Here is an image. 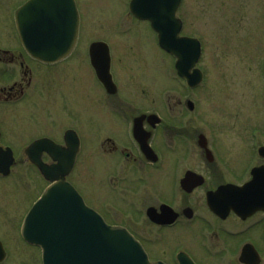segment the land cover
Listing matches in <instances>:
<instances>
[{
	"label": "flooded vegetation",
	"instance_id": "obj_1",
	"mask_svg": "<svg viewBox=\"0 0 264 264\" xmlns=\"http://www.w3.org/2000/svg\"><path fill=\"white\" fill-rule=\"evenodd\" d=\"M28 1L9 0L10 17L4 22L0 12V264H6L11 256V249L4 236L12 234H17L18 243L21 241L29 249H35L38 252L39 264H42L40 249L26 243L21 230L30 208L49 186L57 182L51 179L57 165L56 145H65L66 131V129L61 131L59 139L52 134L54 130L51 132V128L54 127L52 125L54 110L51 111L50 106L48 109L50 95L48 89L47 91L44 89V82H50L51 79L45 74L50 75L58 68H63L62 64L72 58L85 57L86 63L89 64L91 43L108 42L105 38L90 42L82 41L85 12L83 3L74 0L80 28L73 49L59 62L47 63L34 58L25 49L16 27V14ZM59 1L61 4L72 5L70 0ZM5 3L6 0H0V11H8ZM41 10L43 9L39 7L38 11ZM54 14L63 15L64 12L55 11ZM128 19L147 23L136 20L131 14ZM94 76L98 81L96 74ZM114 80L116 82L115 78ZM98 85L101 90L99 102L103 101V104L111 106L114 113L112 125L118 133V136L108 135V127H101L103 130L99 135L98 148L117 156L113 171L105 181L109 192L113 194V199L118 198L121 202L115 204V200L114 202L105 200L101 208L89 203L85 192L71 178L76 171L78 157L75 168L66 176V180L77 188L86 203L106 219L109 216L122 218L124 213L128 222L116 224L126 226L141 241L154 262L264 264V140L261 139L263 130L259 127L256 136H251L252 152L243 168L218 163L213 151V155L208 159L205 149L198 145L201 150H198L197 154L204 156L207 161L204 163L205 166L202 165L205 169L203 172L197 168L199 164L192 165L191 162L197 154L193 146H188L184 154L177 156L174 161L171 186L169 187L168 181H160L158 183H163L164 186L159 188L156 183L157 174L166 165V154L156 143L160 136L157 137V134L161 133L163 143L167 138V129L174 123L169 124L161 117L162 121L154 124L149 121L148 116L142 118L147 112L137 114L135 110L130 109L132 104L129 100L114 99L120 90L118 84L116 94H109L99 81ZM65 100L69 105L67 98ZM13 108L24 111L25 116L9 129L5 126L4 120L9 118L8 115H11L9 111ZM34 112L35 114H32ZM139 118H142L141 129L149 133L148 142L155 151L153 157L145 155L140 141L134 136L135 121ZM26 122L29 123L30 128L27 132L29 134L23 135L19 128L24 129ZM122 126L124 136L121 134ZM74 128L79 134L77 128ZM80 139L81 152L83 141ZM39 140L44 141L29 150L30 146ZM177 146L170 147L167 144L165 149L180 152L181 149ZM29 152L34 154L37 163L31 160ZM219 165L223 168L220 169ZM128 167L133 170V176L131 174L130 178L126 174ZM255 168L256 175L253 173ZM44 169H47L50 177L46 175ZM223 171H226V174ZM254 177V187L244 193L237 189L253 181ZM223 186L227 188L215 198L220 207L216 211L209 197ZM30 195L32 199L23 210ZM111 209H114V212ZM141 227L151 228L152 233H145ZM170 231H174L173 235L175 233L178 235L177 232L182 231V236L175 237V241L179 243L172 251H168L169 243H164L165 234Z\"/></svg>",
	"mask_w": 264,
	"mask_h": 264
},
{
	"label": "rangeland",
	"instance_id": "obj_2",
	"mask_svg": "<svg viewBox=\"0 0 264 264\" xmlns=\"http://www.w3.org/2000/svg\"><path fill=\"white\" fill-rule=\"evenodd\" d=\"M80 2L85 12L82 41L105 38L110 46L112 72L120 89L114 99L129 100L130 109L137 114L152 111L169 124L174 123L167 129L163 143L161 133L157 134L160 136L156 143L166 154V165L157 174V180L155 178L157 187L163 188L160 181H168L171 186L174 161L184 154L185 148L193 146L196 154L201 150L197 144L201 134L208 140V148L216 154L218 163L243 168L251 156L252 133L259 127L264 132V0H183L178 12L184 21L183 33L203 43L198 67L205 77L195 89L189 88L177 75L175 58L159 47L157 36L149 25L127 20L128 0ZM10 5L6 0L8 11H0L3 22L10 17ZM62 67L50 75L45 74L51 79L44 82V89H48L50 95L48 109L50 106L51 111L54 110L51 132L54 130L52 134L59 139L66 128L76 127L79 131L83 150L71 178L85 192L89 203L97 208H101L105 200L120 203L118 198L113 199L105 181L113 171L117 156L98 148L101 127H108V135L118 136L112 125V108L99 102L101 90L85 57L72 58ZM187 100L195 104L192 111L186 105ZM24 113L17 108L10 110L11 115L4 120L5 126L12 129L13 124L23 119ZM25 126L19 128L23 135L29 134V123ZM121 134L124 136L123 126ZM261 139L264 140V134ZM167 144L170 147L178 145L180 152L165 149ZM206 162L204 156L197 154L191 163L199 164L197 168L204 172L202 165ZM126 174L130 178L133 170L128 167ZM107 219L113 223L128 222L124 213L122 218L109 216ZM141 229L152 233L151 228ZM177 233L165 234L164 243L170 245L168 251L179 243L175 237L182 236V231ZM4 237L11 249L6 264H39L38 252L21 241L18 243L17 234Z\"/></svg>",
	"mask_w": 264,
	"mask_h": 264
},
{
	"label": "water",
	"instance_id": "obj_3",
	"mask_svg": "<svg viewBox=\"0 0 264 264\" xmlns=\"http://www.w3.org/2000/svg\"><path fill=\"white\" fill-rule=\"evenodd\" d=\"M38 1L32 0L28 6H35ZM181 1L133 0L131 9L139 18L151 21L159 34L160 45L177 57L176 68L179 75L186 77L189 85L195 87L203 79L201 70L195 68L201 57L202 47L198 39L180 37L182 22L176 17V12ZM34 20L33 15L28 20L22 12L18 14V29L28 50L47 61L62 58V54L67 53L70 48L57 50L61 54L55 57L52 52H44L37 47L35 34L38 29ZM70 28L76 33V25L56 26V34H61V39L56 38L57 43L65 41ZM99 47L100 45H93L94 52H98ZM100 57L93 55L94 66L105 86L113 89L109 53L106 51ZM188 105L193 109L191 101ZM150 118H155V115ZM137 132L136 129V135ZM68 135L71 133L68 132ZM142 145L143 149L151 150L147 141ZM199 145L206 149L209 157L212 156L208 140L202 134L199 136ZM73 148L71 164L78 152L77 145ZM57 178H61L60 182L63 183L47 190L27 216L23 231L28 242L42 248L43 264H163L151 262L143 246L126 228L108 224L99 213L88 207L74 187L63 181L64 174H58Z\"/></svg>",
	"mask_w": 264,
	"mask_h": 264
}]
</instances>
